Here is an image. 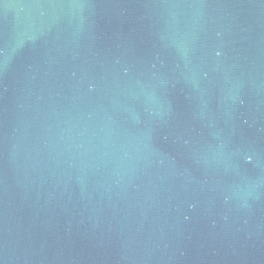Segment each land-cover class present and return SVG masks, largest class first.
<instances>
[{"label":"water","instance_id":"water-1","mask_svg":"<svg viewBox=\"0 0 264 264\" xmlns=\"http://www.w3.org/2000/svg\"><path fill=\"white\" fill-rule=\"evenodd\" d=\"M0 264H264V0H0Z\"/></svg>","mask_w":264,"mask_h":264}]
</instances>
